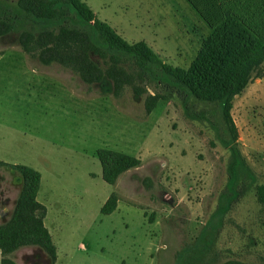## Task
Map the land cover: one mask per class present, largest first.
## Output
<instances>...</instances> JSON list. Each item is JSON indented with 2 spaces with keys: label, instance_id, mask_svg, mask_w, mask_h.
<instances>
[{
  "label": "rangeland",
  "instance_id": "1",
  "mask_svg": "<svg viewBox=\"0 0 264 264\" xmlns=\"http://www.w3.org/2000/svg\"><path fill=\"white\" fill-rule=\"evenodd\" d=\"M80 1L171 69L188 68L211 31L207 21L222 15L217 11L264 33V0H209L213 11L205 15L187 0ZM43 5L0 2V226L12 219L24 187L14 167L35 170V200L46 209L43 225L56 258L30 245L10 259L264 264V204L256 195L264 185V69L233 98L228 124L221 106L197 101L158 69L148 77L128 61L106 69L85 52L98 42L77 13L67 25L80 31L76 42L55 44L44 33L57 34V25L38 17L46 14ZM2 22L12 30L4 34ZM98 149L133 156L140 165L108 185ZM111 194L116 209L102 215Z\"/></svg>",
  "mask_w": 264,
  "mask_h": 264
},
{
  "label": "trees",
  "instance_id": "2",
  "mask_svg": "<svg viewBox=\"0 0 264 264\" xmlns=\"http://www.w3.org/2000/svg\"><path fill=\"white\" fill-rule=\"evenodd\" d=\"M13 1L0 0L6 4ZM41 1L44 3L43 9L46 10V14L38 17L42 18L44 23H55L59 29L57 34H54L53 29L44 33L45 37L53 38L55 44L76 42L74 40H77L80 31L69 29L71 27L67 25L68 23L74 25V22H77L74 16L77 13L80 19L91 24L98 42L88 43L85 52L101 59L106 69L120 70L122 68L119 65L127 61L141 76L148 77V74L155 76V69H158L159 72L169 75L170 80L186 89L197 101L221 106L223 117L228 124V112L233 98L241 94L264 69V33L250 28L231 12L217 11L216 16L222 14L217 22L207 21L211 31L187 69H171L144 42L128 44L124 41L108 24L99 21L82 1ZM187 1H191L202 15L209 9L213 11L209 0ZM15 4L17 5V2ZM58 6L60 8L56 9ZM30 21L34 25L38 24L33 19ZM2 25L5 28L4 34L12 30L11 25L4 22ZM1 33L0 36L3 35ZM122 57H125L124 61ZM150 106L147 108L148 112L154 104ZM230 130L234 139V130L233 128ZM96 157L101 166V178L108 185H114L123 173L140 165L139 159L108 149H98ZM14 168L22 173L24 187L12 219L0 226V264H15L9 256L19 247L30 245L40 246L54 262L56 253L42 222L46 209L35 200L40 175L26 167ZM256 195L264 204V185L256 187ZM116 206L117 198L111 194L101 207L100 213L109 215L115 211ZM221 264L238 263L229 260Z\"/></svg>",
  "mask_w": 264,
  "mask_h": 264
},
{
  "label": "crops",
  "instance_id": "3",
  "mask_svg": "<svg viewBox=\"0 0 264 264\" xmlns=\"http://www.w3.org/2000/svg\"><path fill=\"white\" fill-rule=\"evenodd\" d=\"M43 222V221H42ZM44 226V225H43ZM45 227V226H44ZM46 229V228H45ZM47 230V229H46ZM50 235V234H49Z\"/></svg>",
  "mask_w": 264,
  "mask_h": 264
}]
</instances>
